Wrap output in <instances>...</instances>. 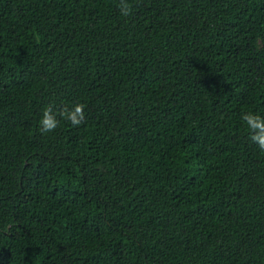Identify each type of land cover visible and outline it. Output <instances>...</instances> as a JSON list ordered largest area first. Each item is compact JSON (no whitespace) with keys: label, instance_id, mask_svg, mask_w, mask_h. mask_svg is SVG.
Returning <instances> with one entry per match:
<instances>
[{"label":"trees","instance_id":"obj_1","mask_svg":"<svg viewBox=\"0 0 264 264\" xmlns=\"http://www.w3.org/2000/svg\"><path fill=\"white\" fill-rule=\"evenodd\" d=\"M118 2L0 0V264H264V0Z\"/></svg>","mask_w":264,"mask_h":264},{"label":"clouds","instance_id":"obj_2","mask_svg":"<svg viewBox=\"0 0 264 264\" xmlns=\"http://www.w3.org/2000/svg\"><path fill=\"white\" fill-rule=\"evenodd\" d=\"M117 7L122 16L132 15L133 5L129 3V0H119ZM85 119V105L82 103H77L71 108L64 107L58 111H54L53 106L48 105L43 110L39 121V131L41 134L54 132L61 125L62 120L69 121L73 127H79ZM241 120L248 130V138L258 146L261 152H264V116L249 111L241 114Z\"/></svg>","mask_w":264,"mask_h":264}]
</instances>
